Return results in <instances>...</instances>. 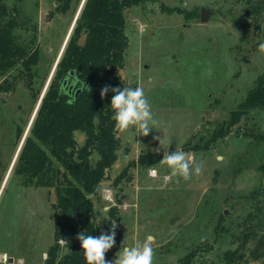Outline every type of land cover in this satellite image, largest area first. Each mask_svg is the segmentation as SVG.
Instances as JSON below:
<instances>
[{
  "label": "rangeland",
  "instance_id": "rangeland-1",
  "mask_svg": "<svg viewBox=\"0 0 264 264\" xmlns=\"http://www.w3.org/2000/svg\"><path fill=\"white\" fill-rule=\"evenodd\" d=\"M2 1L18 21L14 33L27 40L34 31L38 55L30 88L15 70L4 79L0 74V251L22 264H42L52 241L53 191L24 188L15 171L16 154L81 0H71L63 10L57 0ZM251 4L260 7L256 16L245 13ZM200 6L211 11L205 21L198 18ZM263 14L264 0H146L123 9L127 44L119 82L122 88L144 89L159 123L146 137L115 128L116 157L91 196L95 208L105 212L115 204L119 216L112 222L115 245L106 261L153 237L154 264H182L187 252V264H264L262 240L255 257L249 252L256 245L245 222L254 221L245 218L254 202L252 190L264 185L257 167L264 141L247 132L264 131V108L247 112L206 148L200 145L264 72V55L257 48L264 42ZM15 126L21 130L18 138ZM74 135L81 143L82 132ZM158 136L170 139L169 146L160 148ZM145 150L162 158L182 150L202 161L203 170L188 181L172 177L162 158L150 166L137 163V154Z\"/></svg>",
  "mask_w": 264,
  "mask_h": 264
},
{
  "label": "trees",
  "instance_id": "trees-1",
  "mask_svg": "<svg viewBox=\"0 0 264 264\" xmlns=\"http://www.w3.org/2000/svg\"><path fill=\"white\" fill-rule=\"evenodd\" d=\"M57 1V8L63 10L71 0ZM144 1H81L58 60L21 139L15 167L20 181L33 186H47L53 191V200L50 201L52 241L46 248L42 264H85L78 234H108L112 222L119 220L115 204L102 212L95 208L91 196L96 192L106 168L116 157L117 138L109 105L114 95L111 88H122L118 69L122 67L127 44L123 9ZM160 7L165 8L162 3ZM166 10L169 11V8L166 7ZM259 11L258 4H251L245 13L256 16ZM17 25L13 12H8L0 0V74L4 79L9 71L15 70L24 77L26 86L30 88L32 65L36 63L38 55L35 33L32 30L27 40L22 39L14 33ZM81 33L84 40L79 44L77 39ZM70 69L75 73L74 86L79 87L76 93L74 89L68 92L62 84ZM105 86L109 87V91L101 98L100 92ZM30 95L36 101L37 93L31 91ZM256 108H264V72L255 78L254 84L229 111L227 118L221 120L202 141V148L222 137L240 117ZM75 130L83 134L79 144ZM20 132L16 128L17 138ZM247 134L256 141H264V131L250 130ZM197 143L192 147L198 148ZM161 158L160 152L145 150L137 154L135 161L142 166H150ZM257 167L264 174V159ZM123 172L114 176V185L122 178ZM250 195L254 202L245 218L248 217L250 221L253 217L254 221L245 222L255 240L256 246L249 249L255 257L257 246L261 240L264 243V185L252 190ZM60 240L66 241L67 246ZM190 254H184L182 264H187Z\"/></svg>",
  "mask_w": 264,
  "mask_h": 264
},
{
  "label": "clouds",
  "instance_id": "clouds-1",
  "mask_svg": "<svg viewBox=\"0 0 264 264\" xmlns=\"http://www.w3.org/2000/svg\"><path fill=\"white\" fill-rule=\"evenodd\" d=\"M258 51L264 55V42H258ZM109 91L105 86L100 96L103 98ZM114 95L110 101L113 115L114 127L121 133L133 132L139 136H148L150 131L159 123L152 112V106L142 87L111 88ZM134 136V137H135ZM162 145L171 143L170 139L160 136L154 137ZM160 163L169 169L172 177H179L185 181L198 177L203 170V162L197 161L194 156L182 150L166 152ZM150 175L155 176L153 170ZM115 224L112 225L108 234L101 233L93 236L81 232L77 239L83 250L85 264H154L155 250L153 247V237H148L144 241H137L131 247L120 249L112 261H106L105 254L115 245ZM67 246V242L61 240Z\"/></svg>",
  "mask_w": 264,
  "mask_h": 264
},
{
  "label": "flooded vegetation",
  "instance_id": "flooded-vegetation-1",
  "mask_svg": "<svg viewBox=\"0 0 264 264\" xmlns=\"http://www.w3.org/2000/svg\"><path fill=\"white\" fill-rule=\"evenodd\" d=\"M82 1V0H81ZM80 4H81V2L79 3V6H80ZM79 6H78V9H79ZM78 9H77V11H78ZM77 11H76V14H77ZM76 14H75V16H76ZM75 16H74V18H73V21H72V23H71V25H70V27H69V30H68V32H67V35H66V37L64 38V40H63V43H62V45H61V49H60V51H59V54L58 55H56L57 57H55V60H54V62H53V65H52V67H51V71H50V73H49V75H48V77H47V79H46V81H45V85L47 84V82H48V80H49V78H50V76H51V73H52V71H53V69H54V66H55V64H56V62H57V60H58V57H59V55H60V53H61V50H62V48H63V45H64V43H65V41H66V38H67V36H68V34H69V32H70V29H71V27H72V25H73V23H74V19H75ZM79 37V36H78ZM83 40H84V38H83ZM62 84L66 87V90L69 92V91H71L72 89H74V92H75V90H76V88H78L79 89V87H76L75 88V84H76V80H75V73L70 69L69 71H68V73L64 76V78L62 79ZM45 87V86H44ZM76 93V92H75ZM38 103V102H37ZM37 105V104H36ZM34 110H35V108H33V111H32V113H31V117H32V114H33V112H34ZM31 119V118H30ZM29 125V124H28ZM28 125H27V127H28ZM26 127V128H27ZM17 127L15 126V129H16ZM15 135H16V132H15ZM20 144V143H19ZM19 146V145H18ZM18 146L16 147V151H17V148H18ZM14 151H15V149L13 150V153H12V155L14 154L15 155V153H16V151H15V153H14ZM11 155V158H10V160H9V163H8V165H10V163H11V161H12V159H13V157L14 156H12ZM7 168H9V166H7ZM21 182V181H20ZM21 184L23 185V187L24 188H26V187H30V186H32L30 183H24V182H21ZM22 262H23V260H18V258H15L13 255H10V254H8V253H6L5 251H3V250H1L0 251V264H22Z\"/></svg>",
  "mask_w": 264,
  "mask_h": 264
},
{
  "label": "water",
  "instance_id": "water-1",
  "mask_svg": "<svg viewBox=\"0 0 264 264\" xmlns=\"http://www.w3.org/2000/svg\"><path fill=\"white\" fill-rule=\"evenodd\" d=\"M81 2V1H80ZM210 9L209 8H207V7H204V6H200V8H199V12H198V18H199V20L200 21H205V20H207L208 19V17L210 16ZM83 38H84V34L83 33H81L80 35H79V37H78V39H77V42L79 43V44H81L82 43V41H83ZM60 49H61V47L59 48V51H60ZM59 51H58V53H57V55L59 54ZM57 57V56H56ZM79 89L78 88H76V90H75V92H77ZM41 95V94H40ZM40 95H39V97H40ZM38 100H39V98H38ZM38 100H37V102H38ZM37 102H36V104H37ZM35 107H36V105H35ZM34 107V108H35ZM23 137V136H22ZM22 139V138H21Z\"/></svg>",
  "mask_w": 264,
  "mask_h": 264
},
{
  "label": "built area",
  "instance_id": "built-area-1",
  "mask_svg": "<svg viewBox=\"0 0 264 264\" xmlns=\"http://www.w3.org/2000/svg\"><path fill=\"white\" fill-rule=\"evenodd\" d=\"M153 170H155V169H154V168H150V169H149V174H150Z\"/></svg>",
  "mask_w": 264,
  "mask_h": 264
},
{
  "label": "crops",
  "instance_id": "crops-1",
  "mask_svg": "<svg viewBox=\"0 0 264 264\" xmlns=\"http://www.w3.org/2000/svg\"><path fill=\"white\" fill-rule=\"evenodd\" d=\"M15 151H16V148H15ZM15 151H14V153H15ZM12 156H14V154H13ZM8 166H9V165H8Z\"/></svg>",
  "mask_w": 264,
  "mask_h": 264
}]
</instances>
